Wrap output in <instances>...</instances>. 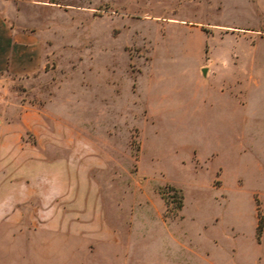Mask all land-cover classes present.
<instances>
[{
  "label": "rangeland",
  "instance_id": "1",
  "mask_svg": "<svg viewBox=\"0 0 264 264\" xmlns=\"http://www.w3.org/2000/svg\"><path fill=\"white\" fill-rule=\"evenodd\" d=\"M2 8L42 56L0 83V126L22 110L31 126L15 153L0 149V195H68L0 217V264L33 256L28 242L39 264H160L140 237L163 225L185 231L169 264H264V0Z\"/></svg>",
  "mask_w": 264,
  "mask_h": 264
},
{
  "label": "crops",
  "instance_id": "2",
  "mask_svg": "<svg viewBox=\"0 0 264 264\" xmlns=\"http://www.w3.org/2000/svg\"><path fill=\"white\" fill-rule=\"evenodd\" d=\"M3 2V0H0ZM41 46L36 37L30 34H26L20 31L14 30L12 27L9 26L6 19L4 18L3 14V8L0 9V83H9L10 80H13L14 78L29 75L34 73L37 70H40V63H41ZM21 113H14L12 115V123H6V125L0 126V140H2V145L0 146V149H9L11 152H16L17 147L20 148V146L15 145V141H19L22 136V131L25 128H31V126L27 122L26 112L22 110ZM38 116V115H37ZM37 124H40L42 121V118L38 116L36 117ZM12 144V145H11ZM6 151V150H5ZM16 164V163H15ZM19 182H10L5 181L4 187L6 189H18ZM62 190L65 188L64 185H62ZM68 195L66 191H61L59 194L52 192L49 193L48 196H45L46 200L48 202L56 201L58 198L64 196L66 197ZM45 198L40 196L38 193H28L24 198H21L19 193H15L11 195L10 197H6L3 195H0V217L4 219H8L9 214L11 213L14 217L17 216V213L21 216L22 212L19 211L15 214L14 210L18 209V205L21 203H25L30 200L34 201H46ZM9 216V217H8ZM12 216V217H13ZM77 225H82L83 229H90V224H82L78 223ZM99 229V235L102 234L104 236H101V241L104 244H108L110 242L112 243H118L119 247L123 250V243L124 238L121 237L120 233L110 230L109 228H105L104 226L100 225L98 226ZM172 227L170 226H155L151 227L148 230H145L143 232L145 233H152L150 235H144L140 237V240L149 241L151 243H155L159 248L157 251V255L160 259V264H169V245H171L173 248L175 246H180V238L178 236V233L185 232L184 229L182 231H177V235L174 234V231L171 230ZM153 233L155 235H153ZM98 237V234H95ZM107 237V238H106ZM123 238V239H122ZM212 238V237H211ZM98 239V238H97ZM206 239V238H204ZM138 238L135 239L137 241ZM206 241L209 242V245H207L206 252H209L210 244L211 242L214 243V239H206ZM215 244V243H214ZM213 244V245H214ZM34 243H25L24 246V252L23 254H29L28 250H32L33 256H19L18 257V263L20 264H39V258L34 256ZM207 252V253H208ZM1 263L7 262L9 257H1ZM122 264H125L123 261Z\"/></svg>",
  "mask_w": 264,
  "mask_h": 264
}]
</instances>
